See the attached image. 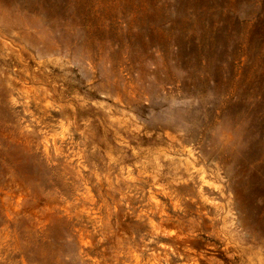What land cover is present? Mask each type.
<instances>
[{"label":"rangeland","instance_id":"1","mask_svg":"<svg viewBox=\"0 0 264 264\" xmlns=\"http://www.w3.org/2000/svg\"><path fill=\"white\" fill-rule=\"evenodd\" d=\"M0 264H264V0H0Z\"/></svg>","mask_w":264,"mask_h":264}]
</instances>
